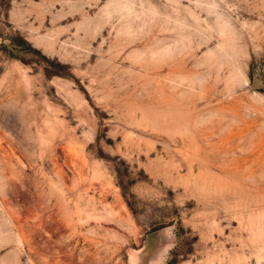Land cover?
Masks as SVG:
<instances>
[{
	"label": "rangeland",
	"instance_id": "1",
	"mask_svg": "<svg viewBox=\"0 0 264 264\" xmlns=\"http://www.w3.org/2000/svg\"><path fill=\"white\" fill-rule=\"evenodd\" d=\"M0 264H264V0H0Z\"/></svg>",
	"mask_w": 264,
	"mask_h": 264
}]
</instances>
